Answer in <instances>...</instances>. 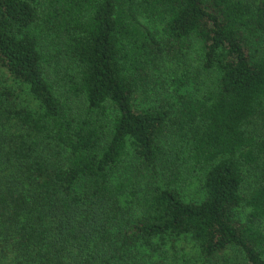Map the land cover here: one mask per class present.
<instances>
[{
	"label": "trees",
	"instance_id": "trees-1",
	"mask_svg": "<svg viewBox=\"0 0 264 264\" xmlns=\"http://www.w3.org/2000/svg\"><path fill=\"white\" fill-rule=\"evenodd\" d=\"M0 264H264V0H0Z\"/></svg>",
	"mask_w": 264,
	"mask_h": 264
},
{
	"label": "rangeland",
	"instance_id": "rangeland-1",
	"mask_svg": "<svg viewBox=\"0 0 264 264\" xmlns=\"http://www.w3.org/2000/svg\"><path fill=\"white\" fill-rule=\"evenodd\" d=\"M194 189V188H193ZM191 189L190 190V193H193V191H195V189L193 190ZM185 243H183L184 245V252L187 253V254H195L196 253V248L193 246V244L189 241H183Z\"/></svg>",
	"mask_w": 264,
	"mask_h": 264
}]
</instances>
